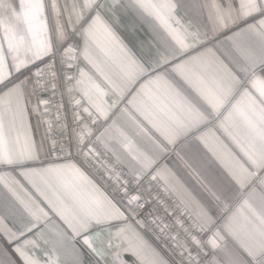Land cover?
Here are the masks:
<instances>
[{"label":"crops","instance_id":"1","mask_svg":"<svg viewBox=\"0 0 264 264\" xmlns=\"http://www.w3.org/2000/svg\"><path fill=\"white\" fill-rule=\"evenodd\" d=\"M53 49L100 144L208 231L212 264H264V0H0V264H168L128 197L51 160L28 70Z\"/></svg>","mask_w":264,"mask_h":264},{"label":"built area","instance_id":"2","mask_svg":"<svg viewBox=\"0 0 264 264\" xmlns=\"http://www.w3.org/2000/svg\"><path fill=\"white\" fill-rule=\"evenodd\" d=\"M28 71L41 103L51 160L73 161L115 198L128 197L131 204L125 220L137 226L168 264H212L209 249L198 245L204 243L208 231L151 173L134 177L100 144L105 120L77 104L70 63L63 51L53 49Z\"/></svg>","mask_w":264,"mask_h":264}]
</instances>
